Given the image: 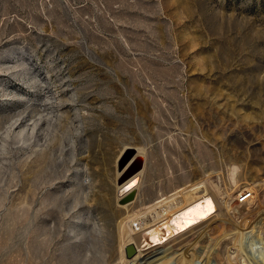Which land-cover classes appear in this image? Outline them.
Wrapping results in <instances>:
<instances>
[{"label":"rangeland","instance_id":"1","mask_svg":"<svg viewBox=\"0 0 264 264\" xmlns=\"http://www.w3.org/2000/svg\"><path fill=\"white\" fill-rule=\"evenodd\" d=\"M196 182L215 220L142 260L241 264L264 232V0H0V264H138L128 216Z\"/></svg>","mask_w":264,"mask_h":264},{"label":"bare ground","instance_id":"2","mask_svg":"<svg viewBox=\"0 0 264 264\" xmlns=\"http://www.w3.org/2000/svg\"><path fill=\"white\" fill-rule=\"evenodd\" d=\"M134 152L135 151L133 150H129L126 151V154L127 156L129 155V157L131 158ZM142 157V151H138L135 155V158L138 159L136 163H138L141 168L142 164L139 160H141ZM140 169L122 184H117V198H119L118 195L120 193L126 194L131 189H135V191L131 193L130 201L135 198L136 190L140 186L139 184L142 175V169ZM211 200L209 199L205 184H199V182H196L193 184L191 183V185L184 186L175 191H172L168 195H161L160 198H158L155 202L151 203L150 205H147V210L143 212H139L137 214H130L128 216V220L124 222L121 229L126 234V240H124L125 244H134H130L132 245V254L126 258L131 257L130 260L138 264H162V262H164V264H167L166 259L162 261V256H160V260L156 259L154 254H149L146 259L142 260L141 255H143L145 252H149V250H152L158 244L166 241L169 238L184 234L191 227L199 224V222L203 220H215V215L213 214V216H211L210 214L212 209ZM169 217H173V220H170ZM135 221V226L137 227V229H135V226H133V222ZM160 222H162L166 234L163 231L165 235L163 234L164 236H161L159 239L157 238V241L156 239H153L152 241H146L143 234H147L150 228L155 224L159 226ZM172 222L173 224L174 222L177 224L176 226L174 225V228ZM253 226L251 227V229L249 227L248 230L243 231L241 233L242 237L238 241V245L242 247L243 253L245 254V256L243 255L242 259L240 258L241 264H254V262H257L258 264H264V238H262V233L264 236V232L261 231L262 233L260 234V229L256 227L254 229ZM120 253L123 256V251ZM232 254L233 253H231V255ZM246 258L248 260H252L246 261Z\"/></svg>","mask_w":264,"mask_h":264},{"label":"water","instance_id":"3","mask_svg":"<svg viewBox=\"0 0 264 264\" xmlns=\"http://www.w3.org/2000/svg\"><path fill=\"white\" fill-rule=\"evenodd\" d=\"M141 166L136 163L134 160H130L129 155H125L120 157L118 161V171L120 172V177L118 178V184H122L124 181L128 180L134 173H136ZM135 189H131L126 194L118 193V203H122L124 201H130L131 193L134 192ZM126 256H130L132 254V245L128 244L125 248Z\"/></svg>","mask_w":264,"mask_h":264},{"label":"built area","instance_id":"4","mask_svg":"<svg viewBox=\"0 0 264 264\" xmlns=\"http://www.w3.org/2000/svg\"><path fill=\"white\" fill-rule=\"evenodd\" d=\"M252 195V192L248 189H243L237 194L236 201L237 203H244L247 201Z\"/></svg>","mask_w":264,"mask_h":264}]
</instances>
